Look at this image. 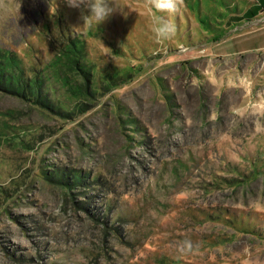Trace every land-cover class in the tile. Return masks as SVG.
Returning <instances> with one entry per match:
<instances>
[{"label":"rangeland","instance_id":"1","mask_svg":"<svg viewBox=\"0 0 264 264\" xmlns=\"http://www.w3.org/2000/svg\"><path fill=\"white\" fill-rule=\"evenodd\" d=\"M257 2L177 0L157 42L152 0L102 25L0 0V50L58 107L0 94V264H264V50L228 55L264 27ZM69 40L94 85L78 102L49 66Z\"/></svg>","mask_w":264,"mask_h":264},{"label":"trees","instance_id":"2","mask_svg":"<svg viewBox=\"0 0 264 264\" xmlns=\"http://www.w3.org/2000/svg\"><path fill=\"white\" fill-rule=\"evenodd\" d=\"M206 20L201 19L200 23L205 27L206 31H209L210 25ZM218 39L219 37H212L213 42ZM84 65L82 45L77 40L67 41L55 56L54 61L49 64L53 72L57 74L60 84L70 95L69 98L72 102L88 99V86H94L92 81L89 82L91 80L89 79L90 70L86 69ZM43 83H45L44 79L38 73H35L33 69H26L18 56L10 51L0 50L1 95L17 98L56 114L53 109L56 108L57 110L58 107H55V104L47 98V94L42 90ZM81 102V104H84L83 101ZM81 104L77 106L80 112L84 113L89 110H83V105Z\"/></svg>","mask_w":264,"mask_h":264},{"label":"clouds","instance_id":"3","mask_svg":"<svg viewBox=\"0 0 264 264\" xmlns=\"http://www.w3.org/2000/svg\"><path fill=\"white\" fill-rule=\"evenodd\" d=\"M72 7L83 6L86 9L85 18L91 17L97 25H102L115 11L117 7L113 0H69ZM167 12L169 15L178 11L177 0H152L149 6L151 19V31L157 42L169 38L175 32V25L164 16L157 15L156 11Z\"/></svg>","mask_w":264,"mask_h":264},{"label":"crops","instance_id":"4","mask_svg":"<svg viewBox=\"0 0 264 264\" xmlns=\"http://www.w3.org/2000/svg\"><path fill=\"white\" fill-rule=\"evenodd\" d=\"M256 4L258 6H264L263 0H258ZM261 11H264V9H261ZM254 40L255 42H251L250 45L243 46L241 43H248L249 41ZM245 41V42H244ZM240 44V48L234 49L231 51L232 53L228 54H234V53H246V52H253L258 50H264V27H261L259 29H256L253 34H250L246 36L244 39H240L238 41Z\"/></svg>","mask_w":264,"mask_h":264}]
</instances>
